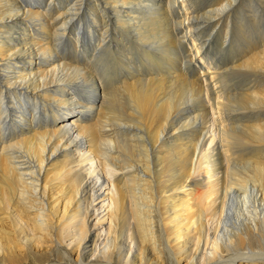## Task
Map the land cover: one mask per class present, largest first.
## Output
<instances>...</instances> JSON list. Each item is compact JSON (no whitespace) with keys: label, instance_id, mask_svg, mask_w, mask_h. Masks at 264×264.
I'll return each mask as SVG.
<instances>
[{"label":"bare ground","instance_id":"6f19581e","mask_svg":"<svg viewBox=\"0 0 264 264\" xmlns=\"http://www.w3.org/2000/svg\"><path fill=\"white\" fill-rule=\"evenodd\" d=\"M0 264H264V0H0Z\"/></svg>","mask_w":264,"mask_h":264},{"label":"rangeland","instance_id":"374dc122","mask_svg":"<svg viewBox=\"0 0 264 264\" xmlns=\"http://www.w3.org/2000/svg\"><path fill=\"white\" fill-rule=\"evenodd\" d=\"M223 56H225V57H223ZM220 58H221V60H223V61L228 60V58H227V56H226L225 54L221 55ZM228 64H229V63H228ZM229 66H230V65H229Z\"/></svg>","mask_w":264,"mask_h":264}]
</instances>
